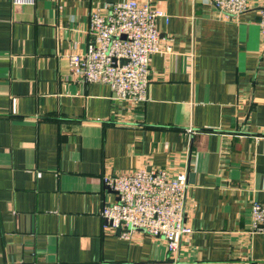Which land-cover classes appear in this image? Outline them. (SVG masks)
I'll list each match as a JSON object with an SVG mask.
<instances>
[{"label": "crops", "instance_id": "crops-1", "mask_svg": "<svg viewBox=\"0 0 264 264\" xmlns=\"http://www.w3.org/2000/svg\"><path fill=\"white\" fill-rule=\"evenodd\" d=\"M126 0H0V264L264 263L251 208L264 203V36L260 8L150 0L165 13L146 100L83 81L91 16ZM186 175V222L165 239L104 218L105 180L138 169Z\"/></svg>", "mask_w": 264, "mask_h": 264}, {"label": "built area", "instance_id": "built-area-1", "mask_svg": "<svg viewBox=\"0 0 264 264\" xmlns=\"http://www.w3.org/2000/svg\"><path fill=\"white\" fill-rule=\"evenodd\" d=\"M222 13L237 16L252 8L250 0H210ZM34 0H14L30 4ZM264 36V7L260 8ZM166 16L152 8L150 0H126L106 12L91 16L92 41L84 55L70 57V66L83 81L103 82L116 97L138 105L146 98L152 75V57L172 51L160 41L157 20ZM117 192L118 201L106 205L104 218L120 235L129 238L133 230L165 239L176 255L182 239L193 232L186 222V175L164 169H138L113 174L105 180ZM251 232L264 233V203L251 208ZM264 264V263H253Z\"/></svg>", "mask_w": 264, "mask_h": 264}]
</instances>
